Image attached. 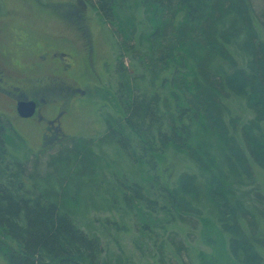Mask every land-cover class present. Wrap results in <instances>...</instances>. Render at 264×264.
Here are the masks:
<instances>
[{
    "label": "trees",
    "instance_id": "1",
    "mask_svg": "<svg viewBox=\"0 0 264 264\" xmlns=\"http://www.w3.org/2000/svg\"><path fill=\"white\" fill-rule=\"evenodd\" d=\"M89 1L114 52L105 130L36 155L0 116V256L212 264L218 242L264 264V0Z\"/></svg>",
    "mask_w": 264,
    "mask_h": 264
},
{
    "label": "rangeland",
    "instance_id": "2",
    "mask_svg": "<svg viewBox=\"0 0 264 264\" xmlns=\"http://www.w3.org/2000/svg\"><path fill=\"white\" fill-rule=\"evenodd\" d=\"M0 3L2 6L0 12V38L2 40L7 38L6 32L9 28H17L20 31L21 26L28 28L30 30L28 32L34 35L37 41L40 40L42 34L74 38L80 37L81 32L89 35L94 49V67L98 74L97 76L92 75L94 79L87 74L84 76L78 75L80 82L76 84V87L85 91V93L79 103L75 102L72 116L62 122V133L66 137H96L102 135L105 130L103 119L108 112L107 108L111 106L109 95L105 96V91L107 89L110 93H113L116 89L114 52L107 26L98 19L91 2L89 0H0ZM78 29L80 33H78ZM102 61H104L103 69L100 68ZM73 77L76 78L77 76L73 74ZM7 112V106L0 107V114L11 120L12 129L25 140L32 154L51 153L54 149L49 151L48 149L60 142L41 143L38 131L29 132L28 125L17 122L13 119V115ZM3 114H6V116ZM106 151L108 153V149ZM174 162L171 164L172 172L181 168V164L177 160H174ZM168 164L170 166L168 159L165 158L161 168H168ZM257 173L259 174L258 171ZM258 176L256 178L264 190V177L261 174ZM106 215L107 213H99L98 219H102ZM112 217L117 219L114 216ZM189 231V242L195 247V243L192 242L195 239L193 233L195 230L189 229ZM131 236V234L128 235L127 240L123 241L122 239V245L129 250L128 255L130 257L135 254L133 260L136 261L138 256L133 252L132 247H129ZM0 264H6L1 256ZM212 264H231L218 242L213 248Z\"/></svg>",
    "mask_w": 264,
    "mask_h": 264
},
{
    "label": "flooded vegetation",
    "instance_id": "3",
    "mask_svg": "<svg viewBox=\"0 0 264 264\" xmlns=\"http://www.w3.org/2000/svg\"><path fill=\"white\" fill-rule=\"evenodd\" d=\"M28 31L23 26L20 31L11 27L7 38H0V107L7 106V113L28 125L29 132L38 131L41 143L59 142L66 137L62 122L72 116L74 105L85 93L76 87L78 75L93 78L98 74L93 44L83 32L75 38L42 34L37 41ZM28 102L34 103V113L22 118L17 105Z\"/></svg>",
    "mask_w": 264,
    "mask_h": 264
},
{
    "label": "water",
    "instance_id": "4",
    "mask_svg": "<svg viewBox=\"0 0 264 264\" xmlns=\"http://www.w3.org/2000/svg\"><path fill=\"white\" fill-rule=\"evenodd\" d=\"M17 113L22 118H29L34 113V103H19L17 105Z\"/></svg>",
    "mask_w": 264,
    "mask_h": 264
}]
</instances>
